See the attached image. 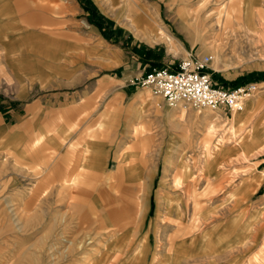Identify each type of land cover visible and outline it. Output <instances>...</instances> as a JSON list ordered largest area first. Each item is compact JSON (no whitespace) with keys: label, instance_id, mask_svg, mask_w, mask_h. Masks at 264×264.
Instances as JSON below:
<instances>
[{"label":"rangeland","instance_id":"1","mask_svg":"<svg viewBox=\"0 0 264 264\" xmlns=\"http://www.w3.org/2000/svg\"><path fill=\"white\" fill-rule=\"evenodd\" d=\"M242 2L260 9L252 25L236 21ZM141 6L154 19L150 42L132 27ZM194 24L207 32L205 41ZM188 54L211 57L213 84L256 83L258 92L239 112L198 110L169 105L121 78ZM133 128L151 136L146 155L137 157L152 169L140 227L121 236L112 227L78 230L74 216L58 214L43 215L36 232L26 216L31 239L23 246L13 236L2 239L0 264H31L25 254L40 242L43 264H85L97 253L93 264H102L115 238L135 240L114 250L118 264H264V0H0V160L11 153L8 179L13 165L20 171L5 194L27 200L54 163L47 156L13 160L24 147H45L50 157L52 147L70 150L72 169L73 153L101 142L111 151L113 173L116 151L138 141L122 137ZM50 187L40 186L39 200ZM52 198L40 208L56 207ZM172 206L180 207L168 215Z\"/></svg>","mask_w":264,"mask_h":264},{"label":"crops","instance_id":"2","mask_svg":"<svg viewBox=\"0 0 264 264\" xmlns=\"http://www.w3.org/2000/svg\"><path fill=\"white\" fill-rule=\"evenodd\" d=\"M139 10L140 12H137L131 21L134 23L132 27L136 31H139L145 37L146 41L150 42L152 41L150 34L153 31L154 19L145 6H141ZM259 12L260 9L257 7L251 5L244 7L243 5L240 19L236 21L241 23V25H252ZM177 15L181 20L182 16L179 11H177ZM143 20H146V25L140 26L139 22ZM160 33L162 35L165 34L162 31ZM145 69L146 67L142 69V72ZM139 75L134 73L128 74L126 78L124 76L121 78L125 83L129 81L128 85L134 88L136 86L132 85L131 81ZM139 94L136 98H139ZM121 134L126 140L132 138L138 141L132 144L126 152L119 153L116 151L117 153L114 156L116 166L113 173L109 171L108 164L111 151L105 148L101 142H94L73 153L72 157L76 160L72 165V169H70V150L52 147L50 148L54 151L51 153L53 155L52 157L46 154L45 147L34 149L24 147L22 150L17 151L15 156H12L15 161L23 158L29 163H32L43 156H47V158H51L54 161V163L52 162L50 170L37 184L38 187L35 186L34 189H30V196L27 197V200L23 199L24 194L16 196V194L10 195L4 193L7 184H9L8 187H16L18 185L16 174L20 172L13 165V175L10 179L7 178L6 165L9 163L7 158L11 153L5 152V158L0 160V242L3 241L2 239L7 240L9 236H13L23 246L27 240L31 239L25 231L27 224L26 216L32 217L33 228L36 232L38 231L39 225H42L43 215L54 216L58 214L74 216L78 230H101L112 227L116 231V234L121 236L124 232L129 231L133 225L140 227L139 222L142 216L149 213L148 197L151 188L147 182L152 180V177H150L152 169L146 165V160L140 157H144L146 155L145 152L149 150L147 143L151 140V136L142 135L143 131L134 128L122 131ZM116 135H118V132L113 133L112 137H116ZM138 156L140 157L137 158ZM65 159L67 160L66 163L64 162ZM26 173L28 175V172ZM37 173L32 172V175L35 176ZM38 177L36 176L34 178ZM43 184H50L51 186L48 194H46V191L42 192L45 201L39 200V195H37V190ZM190 184L186 186L184 195L187 194L189 196L193 190L192 184ZM53 185L55 187H52ZM50 195L53 196L52 203L56 204V207H53L52 210L44 211L40 208V205L47 204ZM191 200L193 201V207L195 206L194 210L197 212V206L199 204L198 198L192 195ZM37 205L38 209L30 213L29 210ZM178 208L174 206L167 207L168 215L172 213L173 209L178 211ZM11 209L13 214L10 212ZM18 216L21 217L19 218ZM13 217H16V219ZM181 217L182 214L180 213ZM12 219L16 221H12ZM196 219L199 220V218ZM196 219L194 220L196 221ZM161 223L164 222L161 221ZM120 239H108L106 246L112 247L113 249L106 254V258H104L102 264L119 263V257L114 251L119 248V243L124 242V245L128 248L134 245L135 240L133 238L128 241L126 239L120 241ZM24 253H27V251L24 250ZM25 255H28L31 264H43L42 243L40 242L34 252ZM6 257L11 258L9 255Z\"/></svg>","mask_w":264,"mask_h":264},{"label":"built area","instance_id":"3","mask_svg":"<svg viewBox=\"0 0 264 264\" xmlns=\"http://www.w3.org/2000/svg\"><path fill=\"white\" fill-rule=\"evenodd\" d=\"M210 56L188 54L177 63L149 66L131 83L149 88L156 97L167 104L186 103L194 109H225L239 112L244 103L259 90L256 83L237 87H222L213 84L209 72Z\"/></svg>","mask_w":264,"mask_h":264},{"label":"bare ground","instance_id":"4","mask_svg":"<svg viewBox=\"0 0 264 264\" xmlns=\"http://www.w3.org/2000/svg\"><path fill=\"white\" fill-rule=\"evenodd\" d=\"M205 7V6H204ZM202 9V8H201ZM253 12V11H252ZM188 15H190V14H188ZM195 17V16H194ZM193 17V18H194ZM192 18V17H191ZM181 20L183 21V22H187V14H185V16H182L181 17ZM194 20V19H193ZM243 20V19H242ZM199 21V20H198ZM197 21V22H198ZM136 23V22H135ZM196 23V22H195ZM137 24V23H136ZM139 25L141 26V25H146V20H143L142 22L140 21L139 22ZM236 25H234V27H235ZM194 28H193V31H194V35L197 37V39H200V41H205L204 40V38L206 37V35L205 34H207V32H204L203 31V29H202V27H199V25H197V26H195V24H194V26H193ZM241 29V28H240ZM210 131V130H209ZM10 212L12 213L13 211H12V209L10 210ZM9 212V213H10ZM17 212V211H16ZM5 213H6V211H5ZM13 214V213H12ZM16 214V213H15ZM23 214V213H22ZM15 216V215H14ZM17 216V215H16ZM71 216V215H70ZM19 218L21 217V216H18ZM13 218H15L16 219V217H13ZM15 219H12V221L13 220H15ZM27 219H29V218H27ZM31 220V219H30ZM7 221V220H6ZM16 221V220H15ZM17 221H19L18 219H17ZM20 223V222H19ZM14 224H15V222H14ZM17 224V223H16ZM94 231V230H93ZM98 232V231H97ZM92 233V232H91ZM98 234V233H97ZM90 235V234H89ZM88 235V236H89ZM94 237V236H93ZM88 239H89V237H88ZM92 239V238H91ZM94 239V238H93ZM76 240V239H75ZM85 240V239H84ZM69 242V241H68ZM72 242V241H71ZM71 242H69V244L71 243ZM74 242V241H73ZM77 242V241H76ZM81 242V241H80ZM88 243H90V242H88ZM100 243V242H99ZM98 243V245H101V243L99 244ZM54 244V243H53ZM72 244V243H71ZM91 244V243H90ZM83 246L82 247H84L85 245H86V243L85 244H82ZM72 246V245H71ZM73 246H75L76 247V245H74V243H73ZM102 246V245H101ZM104 246V245H103ZM90 247V246H89ZM85 248V247H84ZM78 250H80V247H79V249ZM91 250V249H90ZM82 251V250H81ZM80 251H78V253H79ZM87 252V251H86ZM75 253V252H74ZM84 253V252H83ZM96 254V253H95ZM98 255V253L96 254V255H93L92 257H89V259L87 260V262L85 263V264H93V262H94V260H95V257ZM74 256V255H73ZM77 257H79V256H77ZM76 257V258H77ZM84 257H85V255H84ZM98 257V256H97ZM62 258V257H61Z\"/></svg>","mask_w":264,"mask_h":264}]
</instances>
